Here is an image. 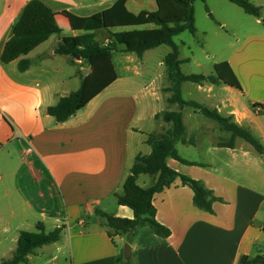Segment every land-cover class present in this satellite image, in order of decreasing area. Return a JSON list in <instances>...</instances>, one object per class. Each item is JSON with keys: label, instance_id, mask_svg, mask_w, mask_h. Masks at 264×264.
Here are the masks:
<instances>
[{"label": "crops", "instance_id": "obj_1", "mask_svg": "<svg viewBox=\"0 0 264 264\" xmlns=\"http://www.w3.org/2000/svg\"><path fill=\"white\" fill-rule=\"evenodd\" d=\"M28 1L4 0L0 55ZM96 1L78 5L72 0L44 1L55 16L59 34L25 56L7 64L0 61V154L8 164L6 172L0 166V238L10 234V246L1 251L0 260L14 251L19 232L36 230L37 223L47 232L63 228L61 238L67 242L69 264H115L122 245L130 247L125 258L132 264H239L243 256L264 255V151L258 153L239 137L229 147L231 134L216 122L189 107L179 109L167 102L170 93L164 89L172 86L164 65L171 51L168 45L146 50L141 56L124 51L161 34L150 19L157 10L156 0ZM197 1L205 5L214 25L207 23L192 36L200 34L206 39L211 34L224 39L226 47L220 58L215 54L205 57L212 59V71L202 74L213 73L215 65L225 62L239 88L183 82L181 97L249 130L264 148V0H248L260 8L261 18L229 0ZM238 10L244 17L237 16ZM90 17L105 27L93 32L97 41L105 43L110 36L124 34L127 45L117 44L112 53L117 78L76 114L58 123L46 109L76 91L81 84L79 70L88 69L89 74L90 69L82 59L56 54L55 49L59 43L77 41ZM77 23L82 32L71 38ZM179 35L173 37L174 42ZM183 47L193 46L183 43ZM196 47L205 50L206 42L200 40ZM20 59L31 61L24 72L18 69ZM180 59V67L192 62L202 67L194 55ZM163 109L181 113L185 138L193 140V144L177 142L175 149L198 150L190 156L178 154L203 165H183L168 158L167 166L201 181L219 201L213 203L211 213L199 210L192 203L191 189L175 179L153 197L155 218L170 230L169 237H159L149 227L138 229L130 243L126 234L110 237L101 215L132 218L129 208L118 205L116 194L122 193L135 157L151 152L147 136L170 128L155 118ZM155 179L139 175L136 183L148 188ZM39 249L28 256L29 263Z\"/></svg>", "mask_w": 264, "mask_h": 264}, {"label": "trees", "instance_id": "obj_2", "mask_svg": "<svg viewBox=\"0 0 264 264\" xmlns=\"http://www.w3.org/2000/svg\"><path fill=\"white\" fill-rule=\"evenodd\" d=\"M197 0H156L157 10L150 14L151 22L159 27L160 35L151 40L127 47L124 51L135 52L138 56L146 50L165 44L171 51L164 58L167 79L171 82L170 88L164 91L170 93L167 102L178 105L179 109L189 107L204 117L216 122L221 130L231 134L229 147L233 145V139L239 137L250 144L258 153L264 151L261 143L253 134L228 118H223L216 110L208 109L197 102L185 101L181 97L180 86L183 82L195 84L223 83L230 87L239 88L237 80L230 71L228 65L223 62L214 66L213 73L185 75L180 70L181 60L178 57L177 45L173 37L188 31L191 35L196 32L193 3ZM203 1V0H201ZM241 7L247 14L261 18L260 8L254 6L248 0H229ZM264 25V20H262ZM105 28L103 23L90 17L84 23V33L77 41L70 40L59 43L55 53L73 57L78 55L83 63L90 69L86 77L81 75L80 87L67 96L60 98L57 104L46 109L47 114L58 123L66 121L76 114L95 96L109 86L116 78L112 63V53L116 51L117 44H126L124 34L110 36L107 42H99L94 31ZM59 34V27L51 8L43 0H29L22 8L20 14L11 27V33L6 40L0 61L7 64L22 56L27 55L35 47L46 41L50 36ZM127 45V44H126ZM29 59H20L18 69L24 72L29 68ZM156 119L170 124V128L162 133H152L147 136L146 143L151 147L148 155H137L131 167L129 175L122 184V193L116 194L118 205L129 208L132 218L113 217L101 215L106 226L110 230L108 235L126 234L128 243L132 241L138 229L149 227L159 237L167 238L170 230L156 220V208L153 205L155 194L169 187L175 179H179L182 186H187L193 192L192 203L199 209L212 212V205L219 201L212 192L205 188L201 181L191 179L169 168L166 164L168 158L183 165L203 166L183 159L175 149V144H193V140L185 138V127L179 111L165 110L155 115ZM139 175L155 176V182L148 188H142L137 183ZM264 231V225L262 227ZM63 232L62 227L46 231L41 223L36 224V231H20L16 241V247L9 258L0 260V264H28V256L46 245L58 242ZM120 252L115 259V264H132L128 257ZM239 264H264V255L258 254L252 259L243 256Z\"/></svg>", "mask_w": 264, "mask_h": 264}, {"label": "rangeland", "instance_id": "obj_3", "mask_svg": "<svg viewBox=\"0 0 264 264\" xmlns=\"http://www.w3.org/2000/svg\"><path fill=\"white\" fill-rule=\"evenodd\" d=\"M46 3L50 4L48 2V0H44ZM75 4H79V3H86L89 2L91 4L97 2L96 0H72ZM4 0H0V11L2 9ZM131 2L128 3V7L132 8ZM193 9H194V17H195V27L198 30L204 29L207 27V23H210V25H214L213 20H211L210 18H208L207 14H209V12H207L205 5L200 2L197 1L193 4ZM85 13V12H83ZM238 17H244L242 12L240 10H238V12L236 13ZM214 17H218V15L214 14ZM74 30L73 34H71V38H73L78 32H82V25L77 23L74 26ZM113 32V30H112ZM200 34H196L195 36L190 35L188 32H185L181 35H179L178 37L175 38V44L177 45V49H178V57L180 58H184V57H191L192 55L195 56V59L197 61H200L202 63V67H196L195 62H192L189 65H183L182 67H180L184 72L187 73H194V74H202L203 72H211L212 69L210 67V64L212 62V59L206 60L205 57L206 56H213L215 54V58H220V56L222 54H224L226 51V47H224V39L222 38H217L214 35H208V37L206 39H203V36H199ZM202 42V40L204 42H206V47L205 50H202L201 47H196V43L198 41ZM183 43H185L186 45L188 44H192L193 47H191V49H189L188 47H183ZM46 46L44 47H48V44H45ZM188 48V49H187ZM181 60V59H180ZM218 60V59H215ZM117 61V59H116ZM116 63V62H115ZM117 66V63H116ZM117 69V68H116ZM84 69L79 70V75L82 76V71ZM211 70V71H210ZM161 106L163 107V105L161 104ZM165 108V106L163 107ZM168 110V109H163ZM245 143V142H242ZM177 152H179L180 154H183L185 156H190L191 154H197L198 150L194 149L192 147H181V146H177L176 147ZM203 150V149H202ZM200 154V151H199ZM3 154H0V161H3V164L0 163V166H2L3 170L2 171H8L7 167L8 164H6V159L2 158ZM146 178H149L148 176H143ZM4 181V180H3ZM262 213L264 214V205L263 208L261 209ZM36 231L35 229H33V231H29V232H34ZM62 237V234H61ZM126 240H127V236H126ZM0 256H1V251H8V247L10 246V234L7 235L6 239H4V237L1 235L0 238ZM128 242V240H127ZM264 246V245H263ZM262 247V246H261ZM126 247L124 245H122L119 250L120 252H125ZM264 249V247H263ZM39 250H41L40 253L37 254V256L35 258H33V262H30L28 264H69V252L67 250V242H65L64 240H60V242H56L50 245H46L41 247ZM264 254V250L261 251ZM5 258H9L11 256V253H6V255H4ZM53 258V259H52Z\"/></svg>", "mask_w": 264, "mask_h": 264}, {"label": "water", "instance_id": "obj_4", "mask_svg": "<svg viewBox=\"0 0 264 264\" xmlns=\"http://www.w3.org/2000/svg\"><path fill=\"white\" fill-rule=\"evenodd\" d=\"M74 59H76V60H80V57H79L78 55H75V56H74ZM88 72H89L88 69H84V70L82 71V77H83V78L86 77L87 74H88ZM124 254H125L126 256H129V255H130V247H129V246H126V249H125Z\"/></svg>", "mask_w": 264, "mask_h": 264}]
</instances>
